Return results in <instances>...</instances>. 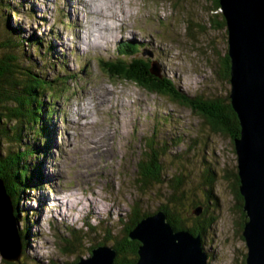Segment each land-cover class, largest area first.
Masks as SVG:
<instances>
[{"label":"rangeland","instance_id":"rangeland-1","mask_svg":"<svg viewBox=\"0 0 264 264\" xmlns=\"http://www.w3.org/2000/svg\"><path fill=\"white\" fill-rule=\"evenodd\" d=\"M24 1L25 14H12L13 21L34 27L48 39L50 46H55L58 40V44H62L58 52L66 55L79 54L75 49L78 42L72 40L82 33L84 37L79 46L89 53L92 67L89 74L72 79L68 85L69 92L75 87V96L71 94L70 100L57 98L55 101L54 106L65 109V113L56 119L59 130L55 134L56 148L44 165L45 173L49 171L47 184L50 186L40 193V199L37 195L30 199L24 197L19 203L21 211L34 209L42 215L33 228L36 236H30L20 260L12 264H38L37 261L64 264L75 259L78 252L88 255V248L98 242L102 231L112 237L117 231L122 234L124 213L134 206L131 200L142 197L143 202L138 207L141 212L165 204L172 192L169 181L154 182L145 190L134 186L139 155L151 137L159 144L166 142L167 150H164L160 167L165 169L167 179L183 175L185 189L192 188L203 202L211 192L220 200L218 205L211 204L205 215L209 222L202 239L205 249L209 250V264H240L247 244L234 190L238 161L232 136L214 131L196 111L180 105L168 95L150 92L134 81L110 77L104 71L106 64L100 65L108 61L106 58H115L118 47L126 45H120L119 41L131 37L132 32L137 37L131 43H140L142 47L138 56L156 61L178 85L205 98L228 94L231 84L224 79L222 64L228 33L214 25L219 23L217 14L214 15L216 11H212L214 1L80 0L84 5L80 10L75 7L78 2L73 0L77 28L72 29L62 24L66 13L72 9L64 0L52 11L46 0ZM32 10H37V15L27 12ZM2 24L3 19L0 29ZM192 30L194 37L190 36ZM85 37L95 42L91 49L86 46ZM115 37L117 39L110 40ZM25 45L26 42L20 46L27 49L30 56L19 50L22 52L19 57H27L30 61H19L21 66L31 64L36 67L35 73L40 68L46 75L59 74L58 65L50 68L54 63L51 59H42L37 49ZM96 51H106L100 53L105 60L91 62ZM71 67H74L72 63ZM165 115L169 116V121L164 119ZM209 170L215 173L210 175ZM54 175L59 177L55 182ZM73 208L79 214L77 217L69 214L75 213ZM185 208L191 210V205L186 204ZM83 215L88 216L86 230ZM104 217L108 221L102 219ZM98 220L100 225L96 224ZM71 244L78 247L77 251L65 250ZM26 253L33 262L27 261ZM0 264H8L2 262L1 255Z\"/></svg>","mask_w":264,"mask_h":264},{"label":"trees","instance_id":"trees-1","mask_svg":"<svg viewBox=\"0 0 264 264\" xmlns=\"http://www.w3.org/2000/svg\"><path fill=\"white\" fill-rule=\"evenodd\" d=\"M23 1L0 0V16L4 15L0 18V20L3 19V28L1 29H4H0V36H2V38L0 37V179L4 181L6 191L12 198L18 223L20 221L18 229L23 242V250H25V246L30 239L29 233L33 231V226L28 225L27 221L33 216L29 215V211L27 213L24 210L21 211L19 203L24 197V199H30L35 195L41 197L40 192L44 191L45 186L48 185L44 158L50 152L51 144L54 141L52 121L55 113L52 111L55 107L56 98L67 95L68 85H70L72 77L65 70L66 64L61 61H59V64L54 62L50 66V68H54V65H58L62 71L54 77L46 75V72L40 68L38 73L33 72L36 67L31 66V64H28L29 67L27 65H25L27 67L21 66L20 62L30 61L27 57L20 60L24 51L20 45L21 43L24 44L25 40L29 44H40V56L49 59L56 57L53 54V47L55 46L48 47L47 52L43 51L44 49L41 50L43 43L39 40L40 36L31 35L24 38L23 30L18 23L13 21L12 14H25V1ZM213 1L215 8L212 11L217 12L214 15L217 14L215 17L219 19V23L214 25L228 33L226 18L221 11L220 0ZM27 12L30 13V11ZM32 12H37V10H32ZM65 22H67L66 18ZM190 36L194 37L193 30ZM19 50L22 52H19ZM228 50L227 46L222 58L223 76L226 82L231 84V58ZM141 51L140 43L126 44L125 47L119 49L117 56H114L115 58L105 61L104 71L110 77L134 81L150 92L168 95L173 101L196 111L204 118L205 122L210 124L214 131L229 134L233 140L240 136L241 126L238 115L232 106L231 88L228 94L221 97L217 95L208 98L197 96L198 94H193L177 85L175 79L168 74L164 67L160 74L154 73L153 61L138 56ZM57 58L59 57L57 56ZM61 74L64 75L60 77ZM50 100H52L51 103ZM147 145L149 149L145 150V154L141 152L136 164L134 186L136 189L145 190L154 182L167 183L169 181L168 184L171 186L172 192L168 196L167 202L160 204L155 210L148 211L150 210L148 209L141 212L138 207L141 201L143 202L142 197L131 200L134 206L131 207L130 211L124 213V227L121 235L117 234L119 232L117 231L113 233L115 235L112 237L102 231L98 242L93 243L88 248V255L78 252L79 254L75 256V259L64 264H75L80 258L91 255L94 248L102 246L116 250L115 262L117 264H134L139 257L140 242L131 239L130 233L143 218L153 215L159 210H164L167 213L168 221L175 230H188L195 236L200 234L202 238L204 237V232L207 230L206 224L209 222L205 216L206 212L211 204H220L218 196L211 192L208 195V200L203 202L193 192L192 188L185 189L187 187L183 181V175L167 179L165 169L160 167L163 154H165L164 150H167V147L155 140H150ZM143 157L145 158L143 159ZM209 171L210 175L215 173L213 170ZM169 174L167 172V176ZM239 187L240 177L237 168L234 173V190L243 216V231L247 215L243 208L244 198ZM28 194L31 196H28ZM186 204L191 205V210L188 209L191 214L185 208ZM198 208L202 209L199 215L195 213ZM24 213L27 215L25 225ZM202 243L204 251L207 252L203 239ZM77 248V246L71 244L65 250L73 252L77 251ZM246 258L247 252L240 264H245ZM26 259L33 262V258L28 253H26ZM2 262L11 264L8 261ZM33 263L35 264V262Z\"/></svg>","mask_w":264,"mask_h":264},{"label":"water","instance_id":"water-1","mask_svg":"<svg viewBox=\"0 0 264 264\" xmlns=\"http://www.w3.org/2000/svg\"><path fill=\"white\" fill-rule=\"evenodd\" d=\"M220 5L228 28L230 98L241 126L234 146L247 215L245 264H264V0H220ZM130 238L140 242L134 264H207L201 235L175 230L164 210L143 218ZM22 253L12 198L0 179V255L12 263ZM116 255L111 247H96L75 264H117Z\"/></svg>","mask_w":264,"mask_h":264},{"label":"bare ground","instance_id":"bare-ground-1","mask_svg":"<svg viewBox=\"0 0 264 264\" xmlns=\"http://www.w3.org/2000/svg\"><path fill=\"white\" fill-rule=\"evenodd\" d=\"M91 204H92V203H91ZM97 212H98V213H100V212H101V210H97ZM207 254H208V253H207ZM33 255H34V253H33ZM36 255H37V257H41V256H39V255H38V253H36ZM206 258H207V264H209V262H208V259H209V257H208V256H206Z\"/></svg>","mask_w":264,"mask_h":264}]
</instances>
